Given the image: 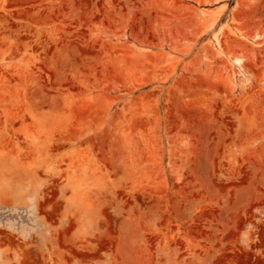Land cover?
Returning a JSON list of instances; mask_svg holds the SVG:
<instances>
[{
	"label": "rangeland",
	"instance_id": "374dc122",
	"mask_svg": "<svg viewBox=\"0 0 264 264\" xmlns=\"http://www.w3.org/2000/svg\"><path fill=\"white\" fill-rule=\"evenodd\" d=\"M0 264H264V0H0Z\"/></svg>",
	"mask_w": 264,
	"mask_h": 264
}]
</instances>
